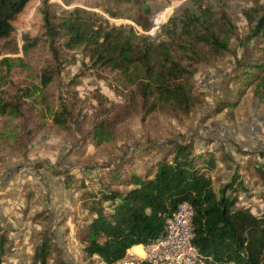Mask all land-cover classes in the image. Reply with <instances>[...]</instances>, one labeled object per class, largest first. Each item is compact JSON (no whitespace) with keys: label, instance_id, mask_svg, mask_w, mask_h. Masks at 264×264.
I'll list each match as a JSON object with an SVG mask.
<instances>
[{"label":"rangeland","instance_id":"rangeland-1","mask_svg":"<svg viewBox=\"0 0 264 264\" xmlns=\"http://www.w3.org/2000/svg\"><path fill=\"white\" fill-rule=\"evenodd\" d=\"M45 8L56 17L84 9L111 25H132L161 39H167L169 29L180 31L175 18L189 11L202 13L214 28L223 29L227 49L197 64L192 76L196 105L187 114L168 103L155 102L150 108L152 100L145 102L140 94L143 80L137 68L128 73L90 68L78 50L67 53L61 72L42 86L40 70L50 57L47 45L42 39L28 47L24 36L42 38ZM263 12L264 0H29L12 20V34L0 38V96L20 91L28 110L26 121L13 115L0 120V226L14 229V249L5 264H30L34 246L48 234L55 247L50 264H102L80 249L74 219L87 212L78 203L82 190L65 180L96 178L103 165L132 155L150 141L175 138L199 146L209 139L223 144L236 161L242 157L238 149L264 150V72L236 63L250 19ZM158 15L162 19L155 24ZM138 16L151 24L149 30L134 22ZM256 41L249 40L247 66L252 59L264 65V52L255 56V45L261 43ZM61 102L71 108V115L57 125L53 115ZM100 120L103 127L95 131ZM229 165L218 161L216 190L229 182ZM245 179L250 190L240 193L239 204L261 215V189L253 178ZM139 250L132 251L138 258L143 255Z\"/></svg>","mask_w":264,"mask_h":264},{"label":"trees","instance_id":"trees-1","mask_svg":"<svg viewBox=\"0 0 264 264\" xmlns=\"http://www.w3.org/2000/svg\"><path fill=\"white\" fill-rule=\"evenodd\" d=\"M28 1L0 0V38L12 34V20ZM174 21L180 24V31L168 28L167 39H161L140 33L132 25H111L84 9L56 17L45 8L42 38L25 35L24 40L29 41L28 47L42 39L47 45L50 57L40 70L42 86L61 72L64 56L78 50L83 65L88 62L90 68L122 73L137 68L143 80L140 94L143 101L152 100L150 108L168 103L187 114L196 105L192 76L197 64L222 54L227 42L223 29L214 28L202 13L189 11ZM134 22L143 31L151 28L140 16ZM252 38L261 41L255 45V56H259L264 52V12L250 19L242 56L236 59L240 67L253 66L264 72V65L255 63L256 59L248 66L244 61ZM24 97L20 91L7 98L0 96V120L13 115L26 121ZM70 115L71 108L61 102L53 122L63 125ZM103 124V120L97 122L95 131ZM135 151L103 165L96 178L86 176L80 183L65 180L82 190L78 203L87 214L74 219V235L84 255L98 257L102 264L129 260L128 250L133 246L163 236L167 219L186 201L193 209L192 243L207 264H264V213L256 215L239 204L240 193L250 190L245 176L254 179L264 200V150L238 149L242 157L236 161L223 144L214 145L209 139L195 146L191 141L165 138ZM219 160L229 161L231 177L216 190L213 174ZM13 230L11 225L0 226V264H5V256L14 249ZM48 235L34 246L30 264H50L55 247Z\"/></svg>","mask_w":264,"mask_h":264},{"label":"built area","instance_id":"built-area-1","mask_svg":"<svg viewBox=\"0 0 264 264\" xmlns=\"http://www.w3.org/2000/svg\"><path fill=\"white\" fill-rule=\"evenodd\" d=\"M162 16L155 18V24ZM192 206L184 201L167 219L163 236L140 244L143 255L125 260L126 264H207L192 243Z\"/></svg>","mask_w":264,"mask_h":264},{"label":"crops","instance_id":"crops-1","mask_svg":"<svg viewBox=\"0 0 264 264\" xmlns=\"http://www.w3.org/2000/svg\"><path fill=\"white\" fill-rule=\"evenodd\" d=\"M139 247H141L140 245H135V246H133L131 249H129L128 250V256H130V257H138L139 255L138 254H133L132 253V251H137L138 250V252H140L141 253V251L139 250ZM138 248V249H137ZM142 256V255H141ZM94 259H95V257H93ZM97 259L96 260H98L99 261V259H98V257H96ZM119 264V263H118Z\"/></svg>","mask_w":264,"mask_h":264}]
</instances>
